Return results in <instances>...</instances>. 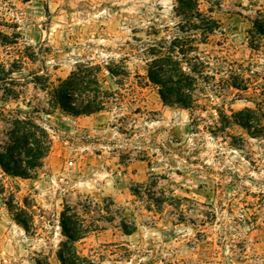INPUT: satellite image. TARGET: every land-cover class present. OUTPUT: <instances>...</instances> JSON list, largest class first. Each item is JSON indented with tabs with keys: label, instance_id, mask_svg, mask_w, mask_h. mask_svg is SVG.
Wrapping results in <instances>:
<instances>
[{
	"label": "rangeland",
	"instance_id": "1",
	"mask_svg": "<svg viewBox=\"0 0 264 264\" xmlns=\"http://www.w3.org/2000/svg\"><path fill=\"white\" fill-rule=\"evenodd\" d=\"M258 27L264 0H0V152L18 110L51 139L32 177L0 166V264H264ZM173 61L189 108L149 78ZM77 67L101 110L49 104Z\"/></svg>",
	"mask_w": 264,
	"mask_h": 264
},
{
	"label": "trees",
	"instance_id": "2",
	"mask_svg": "<svg viewBox=\"0 0 264 264\" xmlns=\"http://www.w3.org/2000/svg\"><path fill=\"white\" fill-rule=\"evenodd\" d=\"M258 32L264 34L263 29H259V27ZM173 63L177 66H175V69L172 68L173 66L155 64L152 68H156V70L149 69V78L160 86L159 94L165 103L179 104L189 108L193 90L192 84L195 79L189 74H185L176 61H173ZM6 74L7 72L3 69L0 73V83L8 90L7 85H14V83L7 81ZM91 76L97 88L91 95L86 96V104L81 106L79 101L83 100L81 96H83L84 90L90 91L86 81L90 76L85 75L79 67L72 71L67 78L59 79L58 84L52 87L49 104L53 107L59 106L71 114L91 113L101 110L105 106L104 99L108 98V95L101 89L97 73H91ZM236 76L234 75L233 78H236ZM235 84L232 83L231 86L241 89ZM11 92L14 94V91ZM7 96L11 97V94L8 93ZM34 111H37L36 108H34ZM15 113L16 115L11 120L12 128L5 131L7 140L0 152V166L9 174L29 178L41 167L42 160L50 149L51 139L45 126L38 123L37 117L31 112L18 110ZM240 113L234 115V121L246 127H251L254 118L241 121ZM62 227L64 234L74 241L78 229H69L65 225H62ZM60 258L62 261L64 260L63 255H60Z\"/></svg>",
	"mask_w": 264,
	"mask_h": 264
}]
</instances>
